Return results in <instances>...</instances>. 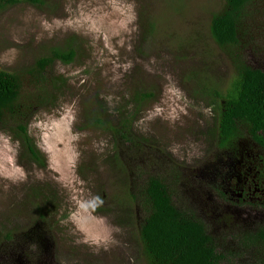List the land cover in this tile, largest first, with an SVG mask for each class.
Returning a JSON list of instances; mask_svg holds the SVG:
<instances>
[{
    "label": "rangeland",
    "instance_id": "rangeland-1",
    "mask_svg": "<svg viewBox=\"0 0 264 264\" xmlns=\"http://www.w3.org/2000/svg\"><path fill=\"white\" fill-rule=\"evenodd\" d=\"M51 1L48 8L23 2L0 14V70L33 66L37 53L42 55L54 46L80 48L75 62L53 63L51 76L65 80L61 92L28 124V134L45 159V167L25 156L12 130H0V241L3 233L27 229L41 214L51 227L45 238L46 262L139 264L132 222L136 210L125 200L118 204L112 198V193L122 197V190H128V172L112 157L119 136L104 126L119 124L126 111L135 112L134 138L162 151L178 170L197 169L213 160V142L205 134L214 112L190 96L182 75L191 69L203 71L222 91L229 83L228 60L208 32L211 13H217L223 0ZM150 23L158 32L162 30L152 42L146 40ZM166 33H172V40L162 38ZM183 40L191 46L179 49ZM139 92H152L153 97L139 105L135 100ZM93 95L105 103L103 126L89 123L87 100ZM138 105L141 107L136 108ZM117 108L123 109L119 112ZM245 144V140L240 142L239 151ZM132 147L135 150L129 157L123 150L130 159L128 171H132L134 159L151 150L142 142ZM240 153L244 160L236 157L232 162L241 175L224 189L230 190L232 214L240 223H253L264 203L254 198L262 196L251 181L260 188L264 181L258 175L251 177L264 168V150L248 144ZM242 171L249 175L246 183L250 189L247 199L239 203L237 192L245 187ZM43 185L46 190L35 195ZM196 190L188 201L198 205V211L206 215L211 208L219 210L221 203L214 202L219 197ZM200 196H204L202 201ZM129 214L130 222L122 223ZM235 233L232 230V237ZM221 234L229 236L227 229ZM235 260L227 264H235Z\"/></svg>",
    "mask_w": 264,
    "mask_h": 264
},
{
    "label": "trees",
    "instance_id": "trees-1",
    "mask_svg": "<svg viewBox=\"0 0 264 264\" xmlns=\"http://www.w3.org/2000/svg\"><path fill=\"white\" fill-rule=\"evenodd\" d=\"M23 2L37 9L52 5L51 0H0V14ZM216 12L211 13L208 32L216 48L228 60L229 83L222 91L213 78L201 74L203 71L191 69L182 75L184 84L191 89L190 96L202 100L214 112L207 127L210 130L205 134L213 142V160L197 169L178 170L162 151L134 138L131 128L135 112L126 111V117L121 116L119 124L104 126L119 136L112 157L119 168L124 167L123 171L128 172V190L124 187L122 197L120 193H112V198L118 204L125 200V204H132L136 210L133 218L126 215L122 223L129 220L128 224L132 218L136 226L135 248L139 264H227L232 258H236L235 264H264V216L255 218L253 223H240L238 216L232 214L230 195L215 178L216 171L224 170L219 165L230 153L238 157L248 144H256L264 150V0H223ZM148 34L146 40L152 42L162 30L158 32L150 23ZM165 35L162 38L172 40V33ZM69 39L76 41L75 37ZM185 43L181 41L178 48L191 46ZM79 53L80 48L72 44L65 48L54 46L42 55L37 53L33 66L12 72L0 70V130H12L25 156L40 167H45V159L32 143L28 124L37 111L53 104L57 93L61 92L65 80L51 76L53 63H73ZM254 60L258 62L255 65L252 64ZM199 76L203 80H199ZM136 94L139 105L153 97L152 92ZM104 104L99 96L93 95L87 100L90 126L104 125L101 115ZM128 105L125 104L126 109ZM139 105L136 108H140ZM242 140L247 144L241 145L239 151ZM140 142L151 150L134 159L132 171H128L132 146ZM123 150H127L128 157ZM257 171L256 175L264 181V168ZM225 173L226 170L224 176ZM196 188L199 193L207 190V196L219 197L213 199L221 203L219 210L211 208L205 215L198 211V205L190 204L188 198L190 193L198 191ZM44 190L43 185L34 194L41 195ZM261 190L262 197L258 198L264 203V186ZM247 196L243 193L237 202L243 203ZM203 197L200 196L201 201ZM261 206L263 210L264 205ZM225 229L228 237L221 234ZM232 230H236L234 237ZM50 232L49 221L40 214L27 229L3 233L0 264H53L43 260L48 245L45 238Z\"/></svg>",
    "mask_w": 264,
    "mask_h": 264
},
{
    "label": "flooded vegetation",
    "instance_id": "flooded-vegetation-1",
    "mask_svg": "<svg viewBox=\"0 0 264 264\" xmlns=\"http://www.w3.org/2000/svg\"><path fill=\"white\" fill-rule=\"evenodd\" d=\"M255 145H256V144H255ZM237 156H238V159L240 158V159L244 160L240 152L237 154ZM258 158H259V157H258ZM232 159L238 160V159H236V157H232V153H230V155L226 156V158H225V159L220 163V165H219V166L223 167L224 170H218V171L215 172V173H216V174H215L216 181H217V182L219 181V183L222 184V190H223L226 194H228V191H230V190H227V191H226V190L224 189V187L227 186L228 183H229L230 181H232V178H233V177L236 178V179L238 180V177L241 175L240 172H235V169H234V166H233ZM259 161H260V159H259ZM225 170L227 171V173H225V176H224L223 173L225 172ZM240 171H241V170H240ZM246 171H248V170H246ZM246 171H242V172H243V176L241 177V180H242L241 183H242L245 187H244V188H241V189L238 190V191L240 192V193L238 194L239 197H242V194H243V193H245V195H248L247 192H248L249 189H250V186L247 185V183H246L247 178L249 177V175H248V173H246ZM256 174H258V171H257V170H255L254 175L251 177V179H255V178H257V175H256ZM239 181H240V178H239ZM251 182L253 183V186H257L256 188L254 187V189H256V190L258 191V194H259V195H262V194H263V191L261 190L259 184L256 183L255 181H251ZM228 195H229V194H228ZM247 197H248V196H247ZM257 198H258V197H257ZM207 199H209V198H207ZM245 199H247V198H245ZM209 200H210V199H209ZM210 203H211V202H210ZM205 205H206V204H205ZM229 205H230V203H229ZM226 206H227V205H226ZM210 207H212V204H211ZM225 208H226V209H229V208H227V207H225ZM263 216H264V209L262 210V208L260 207V209H259V211H258V214H257V216H256L255 218L262 219Z\"/></svg>",
    "mask_w": 264,
    "mask_h": 264
}]
</instances>
